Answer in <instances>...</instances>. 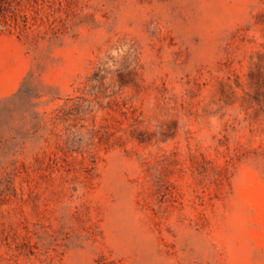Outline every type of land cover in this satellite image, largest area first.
<instances>
[{"label": "rangeland", "instance_id": "rangeland-1", "mask_svg": "<svg viewBox=\"0 0 264 264\" xmlns=\"http://www.w3.org/2000/svg\"><path fill=\"white\" fill-rule=\"evenodd\" d=\"M0 264H264V0H0Z\"/></svg>", "mask_w": 264, "mask_h": 264}]
</instances>
